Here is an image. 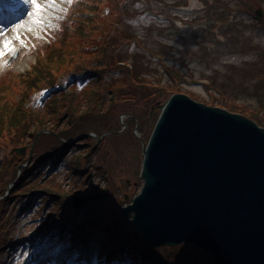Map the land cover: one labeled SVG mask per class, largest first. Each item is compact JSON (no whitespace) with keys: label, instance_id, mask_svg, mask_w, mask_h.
I'll list each match as a JSON object with an SVG mask.
<instances>
[{"label":"rangeland","instance_id":"obj_1","mask_svg":"<svg viewBox=\"0 0 264 264\" xmlns=\"http://www.w3.org/2000/svg\"><path fill=\"white\" fill-rule=\"evenodd\" d=\"M73 1L71 0V2ZM209 1L157 0L154 9L149 10L152 13H147V20H143L147 25V29L150 27L148 31H146L147 29L145 31L140 29V31L135 28L132 32H129L130 25L137 27L140 21L134 19L137 23L132 24V20L127 18L125 30H122V34L128 35V38L135 37L134 34H139L146 45L149 44L153 47H151L153 51L157 49L155 40L171 43L177 47V52L171 57L170 61L167 56H162L163 54H155L156 58L137 56L134 60L130 59L128 61L130 69L133 67L137 69L132 74L135 79L138 78L141 71L142 75L139 78L144 79L143 82H140L144 86H135L132 79L127 77L123 84L122 81H117L120 90L114 92L113 105L112 108L110 107L111 115L109 118L101 116L100 120H103L104 123H110L109 126H106L107 129L101 127L100 131L80 132L70 138H65L64 135L55 132H53L55 135L50 134L49 130L35 132L33 139L30 135L22 137L19 134L16 136L20 138V140L17 138L19 145L12 144L8 152L13 158L16 156L18 159L16 170L11 172V178L4 184L3 192H0V202H4L7 196H12L10 200L6 199L7 204L0 209V256L7 250L13 251L16 249L12 253L17 254L13 264L25 263L27 259L35 260V257H39L42 247L36 249L34 246H29L27 250L20 251L19 247L24 243L18 242L12 247L5 243L8 238L14 240L17 236L26 235L31 230H35L47 219L49 214L52 215L50 217L52 221L59 219L60 214L63 212L60 203L61 198L65 196L64 193L66 195L71 194L76 188L85 189L87 187L91 190L96 188L95 191H98L97 189L108 191L111 195L105 198V201H100L101 212L99 218L104 212L111 217L112 215L107 210L114 207L118 212L120 205L129 202L142 186L139 177L141 144L143 141L146 142L151 129V127L150 129L148 127L153 123L159 112L156 106V109L149 116L151 107L156 103H163L170 93L183 92L201 102H215L219 98L221 101L238 106L248 114L258 116L264 122V0ZM40 2L44 4L45 0H40ZM69 4V0H55V6L45 10L42 17L43 24L51 20V26L60 30L58 17L66 13V5ZM101 6L103 10L108 7V10L106 15L97 22L96 28L89 35V39L78 36L69 39L76 56L83 57L85 62L93 59L96 54H101L100 51L103 46L100 40L101 33L108 30L115 22L116 26L122 22V14L116 11V5L104 2ZM258 6L261 7L263 12L260 18L254 16V11ZM24 7L17 18L8 19V30L0 38V41L3 39L12 40L13 46L16 48L15 55L8 53L4 56L3 61L6 63L3 68L0 67V79L5 77L8 79L14 73L26 71L34 63L36 53L41 52V49L48 43L46 36H49V32L53 33L49 27L44 28L42 25L31 22L28 14L32 11V5L26 3V0L24 1ZM216 10H220V15L216 16L215 13H212ZM80 23L85 24L83 21ZM17 25H23V27L17 29ZM29 28L32 31H29ZM176 29L177 32L182 29L190 31L192 36L188 40L190 46L185 45L183 41L167 36L177 33ZM17 32L22 43L15 40ZM92 38H96L97 41H92ZM202 38L210 40V42L204 40L209 47L199 43V45H195L198 39L201 40ZM132 42L126 45L128 53L135 49ZM130 44H132L131 47ZM187 47L190 49L185 50ZM169 53L171 54L172 51L169 50ZM116 55L122 57V51ZM189 55L191 58H187ZM140 61L141 63H147L148 68L141 69ZM182 61H184V65L181 64ZM116 64L122 66V61L118 60ZM168 67L176 68L175 73L170 71L179 78L172 80L169 70H167ZM77 69H80L79 63H70L60 71L55 72V76L58 79L67 72ZM217 70L222 73H235L237 79L232 84L229 81L228 85L220 89H214L211 81L213 76L208 77L209 82H206V76ZM111 74L113 77L122 79V72L119 70L113 71ZM223 77L225 78V75ZM73 83L71 82L70 85ZM86 83L87 81L78 85L80 86L78 88L79 93L83 91ZM96 85L97 83H95V87ZM63 93L64 90L57 94L61 96ZM50 97L46 98L45 102ZM61 101L62 99L58 101L59 106ZM44 109L45 103L42 111ZM53 114H57L56 110L48 112V115ZM147 117L150 120L144 124L143 121ZM59 123L60 125L68 124L63 119ZM135 124L138 126L134 133ZM70 126L73 127L74 125ZM54 136L57 138L54 139ZM89 136H92L94 140L86 142V138H89ZM49 139L55 145L44 146L49 144ZM34 143L41 144V146L35 148ZM16 147H24L23 152H15L14 148ZM39 147H45V149L37 152ZM7 149L8 144L4 143V140L0 141V154H3ZM46 151H55L54 158L60 155L59 161H61L60 164H57L59 169L56 168L58 171L55 178L50 179L48 176L39 183V187L46 186L45 188H50L53 191L52 194L40 193L30 203H26L28 198L13 196L21 188L27 187L28 182L26 180L28 181L31 177L36 179L42 175L44 171L33 176L40 164H37L31 171L22 172L21 169L33 164ZM4 157L5 154L0 156V180L4 175H8V170L3 162ZM76 163H78L77 167L80 166L81 172L71 168ZM98 164L100 165V171H104L105 178H102L97 170ZM97 171L98 173H95ZM126 180H128L127 184L125 183ZM25 183L27 184L25 185ZM123 195H127L126 200L123 199ZM76 215L75 222L85 219L81 213ZM109 217L106 218L111 219ZM123 219V217H120V220ZM97 220L96 217H92L90 224L96 223ZM122 222L125 224L128 220L124 219ZM10 228L11 230H9ZM128 229L132 231L130 226L120 228L121 238L118 237V239H125ZM91 233L98 234V231L91 230ZM68 235H62V243L65 244L69 239ZM54 237L51 236V239ZM45 241L42 244H45ZM51 260L52 258H49L43 264H50ZM126 264L129 263L126 261Z\"/></svg>","mask_w":264,"mask_h":264},{"label":"water","instance_id":"obj_2","mask_svg":"<svg viewBox=\"0 0 264 264\" xmlns=\"http://www.w3.org/2000/svg\"><path fill=\"white\" fill-rule=\"evenodd\" d=\"M159 107L141 189L120 213L148 246L186 243L216 264H264V126L184 93Z\"/></svg>","mask_w":264,"mask_h":264},{"label":"trees","instance_id":"obj_3","mask_svg":"<svg viewBox=\"0 0 264 264\" xmlns=\"http://www.w3.org/2000/svg\"><path fill=\"white\" fill-rule=\"evenodd\" d=\"M156 1L157 0H74L70 2L69 5H66L65 14L62 16L60 15V17L56 16L58 17L60 30L51 26V20L48 23L42 24L44 28L49 27L53 33L49 32V36H46L48 43L41 49V52L36 53L34 63L24 72L14 73L8 79H6V77L0 79V141L4 140V143L8 144V149L4 151L3 154H0V156L5 154L3 162L8 170V175H4V179L2 178L0 180V192H3L4 184L11 178V172H15L16 170L18 159L16 156L13 158L8 154L12 144L19 145L20 138L16 136L19 134L22 137L24 135H30L33 139L35 132L49 130L50 134L55 132L56 134L59 133L64 135L65 138H70L80 132L100 131L101 127L106 128L107 125H110V123H104L103 120H100L101 116H107L106 118H109L111 115L110 107L113 105L114 92L120 90L117 81H122L123 84L127 77L128 79H132L135 86H144L140 83L144 81V79L139 78V76L142 75L141 71L139 72L138 78L135 79L132 74L137 69L134 67L130 69L128 61L130 59L134 60L137 56H145V58L152 56L156 58L155 54H163L162 56H167L169 61L171 60V57L177 52V47L175 45L155 40L157 49H154V52L153 49L151 50L152 46L149 44L146 45L142 37L137 34V31V35L134 34L135 37L132 36L130 38H128V35L122 34V30H125L124 27L126 26L127 18H129L128 20H132V24L137 23L134 19L140 21L137 27L130 25L129 32H132L135 28L145 31L147 25L143 20H147V13H152L150 11L154 9ZM104 2L110 3V5H116V11L122 14V22L118 23L117 26L115 22L108 30L101 33L100 40L103 44L100 51L101 54H96L93 56V59L85 62L83 57L76 56L69 43V39L76 36L89 39V35L96 28L99 19L106 15L108 7L103 10L101 6ZM212 13H215L216 16L220 15V10L213 11ZM82 21L85 22V24L80 23ZM149 29L150 27L146 31ZM159 34L163 35L162 33ZM167 36L170 38L173 37L178 41H183L185 45L190 46L188 40L191 39L192 36L188 29H182L180 32ZM205 39H198L195 45L204 44L209 47L207 42H204ZM95 40L97 41L96 38H92V41ZM207 41L210 42V40ZM130 42L134 44L135 49L131 53H128L126 45ZM132 44H130V47ZM188 49L190 48H185V50ZM138 50H140V52H138ZM169 50L172 51L171 54ZM120 51H122V57L116 55L119 54ZM187 58H191V56L189 55ZM118 60L122 61V66L116 64ZM136 62L138 63V61ZM70 63H79L80 69L71 70L57 79L55 72L60 71ZM114 64H116L117 67ZM181 64L184 65V61H182ZM142 68H148V64L145 62L141 63V69ZM175 69L176 68L173 67H168L167 69L169 70L172 80L179 78V76L172 73H175ZM116 70L122 72V79L113 77L111 72ZM223 75H225V78ZM210 76H213L211 81L214 89H220L228 85L229 81H231L230 84H232L233 81L237 79L235 73H222L220 70L213 71L206 77L208 78ZM86 81L87 83L83 91L79 93L78 88H80V86L78 85ZM71 82L74 83L70 85ZM95 83H97L96 87ZM62 90H64V93L59 96L57 93ZM48 97L50 98L45 102V99ZM60 99H62V101L59 106L58 101ZM206 102L244 113L245 115L253 117L258 123L264 125V122L261 121L258 116L248 114L241 108H238V106L221 101L219 98H217L215 102ZM44 103L45 109L42 111ZM55 110L57 114L48 115V112ZM62 119L68 124L60 125L59 122ZM149 120L150 118L147 117L143 123L145 124ZM69 124L74 126L72 127ZM151 124L148 127L149 129ZM140 127L142 128V126ZM17 138H19V140ZM53 138L56 139L57 137L54 136ZM86 140V142H88L94 140V138L89 136ZM53 145H55V143L49 139V144H45L44 146ZM38 146H41V144L38 145L34 143L35 148ZM44 149L45 147H39L37 152H41ZM54 152L55 151H46L45 154L38 157L33 164L26 168H22V172L26 170L31 171L37 164H40L37 171L33 173V176H36L43 169L45 165L43 162L45 160H49V163L51 162L50 159ZM59 159L60 155L56 161L58 162ZM38 181L39 179L31 177L28 181L26 180V182H28L27 187L21 188L13 196L19 198L27 197L26 193L34 190L36 182L38 183ZM26 184L27 183H25V185ZM11 198L12 196H7L4 202H0V209L7 204L8 201H6V199L10 200ZM70 213L71 210L67 209V211L60 214L59 219L46 222V234L52 231L59 237L64 231L66 220L71 216ZM52 226H55V228L52 229ZM104 226L105 225H100V229H103ZM9 230H11V228ZM15 236H17V234H15ZM87 238L86 235L76 236L74 244L62 251L66 256H71L68 264H72L71 260L77 261V253H79V250L83 247ZM104 239L106 241H103L102 246L107 256L106 261L110 260L112 262L122 259V261L128 260L130 264H216L208 254L186 243L178 244L175 247H149L142 242L136 232L130 239L126 237L124 241L115 242L111 237H104ZM7 240L5 244L11 247L17 242V238L14 240L8 238ZM10 256H12V253L7 250L4 256H0L2 259L0 260V264H13V258L10 259ZM76 264L79 263L77 262Z\"/></svg>","mask_w":264,"mask_h":264},{"label":"snow or ice","instance_id":"obj_4","mask_svg":"<svg viewBox=\"0 0 264 264\" xmlns=\"http://www.w3.org/2000/svg\"><path fill=\"white\" fill-rule=\"evenodd\" d=\"M71 0H69V3ZM26 3H30L32 5V11L29 12V18L33 24L42 25L43 24V14L46 9H51L55 6V0H45V3L42 4L40 0H26ZM23 27V25H17V29ZM32 31L31 28L28 29ZM5 34H0L3 36ZM15 40L21 41V37L17 32ZM22 43V41H21ZM11 53L15 55L16 48L13 46V41L9 39H3L0 41V67H3L6 62L3 61V58L6 54Z\"/></svg>","mask_w":264,"mask_h":264}]
</instances>
